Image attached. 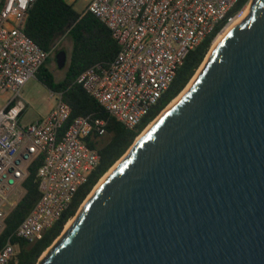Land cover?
Masks as SVG:
<instances>
[{"label": "water", "instance_id": "95a60500", "mask_svg": "<svg viewBox=\"0 0 264 264\" xmlns=\"http://www.w3.org/2000/svg\"><path fill=\"white\" fill-rule=\"evenodd\" d=\"M250 4L37 264H264V0Z\"/></svg>", "mask_w": 264, "mask_h": 264}, {"label": "built area", "instance_id": "2783aa9c", "mask_svg": "<svg viewBox=\"0 0 264 264\" xmlns=\"http://www.w3.org/2000/svg\"><path fill=\"white\" fill-rule=\"evenodd\" d=\"M35 1L0 0V94L11 95L0 109V232L24 193L29 166L41 158L39 198L13 233L29 243L59 221L98 166L100 155L86 139L106 134L101 118L76 117L62 130L70 108L53 92L55 104L46 117L20 123L21 89L53 51H43L24 33ZM249 1L229 15L238 0H91L83 12L109 29L118 52L109 65L89 67L76 82L111 118L133 129L163 97L188 53L218 24L223 23L216 37L244 18ZM17 252L8 238L0 248V264L15 261Z\"/></svg>", "mask_w": 264, "mask_h": 264}, {"label": "trees", "instance_id": "16d2710c", "mask_svg": "<svg viewBox=\"0 0 264 264\" xmlns=\"http://www.w3.org/2000/svg\"><path fill=\"white\" fill-rule=\"evenodd\" d=\"M248 0H238L229 15L240 9ZM218 24L202 41L191 50L178 68L175 78L163 97L141 122L133 129H126L111 118L106 111L76 82L77 76L89 67L99 64L109 65L118 52V45L111 33L93 14L77 13L66 0H36L29 8L24 33L43 51L54 49L56 42L64 36L71 41V51L64 76L55 80L45 63L37 70L35 77L53 93H60L61 100L70 108V117L65 122L66 129L76 117L101 118L106 121V134L102 137L90 136L87 146L96 149L100 155L98 166L89 174L87 181L77 190L67 210L43 237L29 243L13 236L15 229L36 204L39 193L36 172L41 158L28 168V176L22 184L24 193L7 214L4 228L0 232V248L9 238L17 247L15 261L8 264H37L41 255L62 233L65 224L73 218L99 179L127 152L135 139L160 112L185 88L203 62L214 38L222 28ZM48 59V58H47ZM65 67V66H64Z\"/></svg>", "mask_w": 264, "mask_h": 264}, {"label": "rangeland", "instance_id": "374dc122", "mask_svg": "<svg viewBox=\"0 0 264 264\" xmlns=\"http://www.w3.org/2000/svg\"><path fill=\"white\" fill-rule=\"evenodd\" d=\"M91 0H66V2L70 5H72L73 9L77 12V13H82L86 6L88 5V3ZM252 0L249 1V4L251 3ZM211 48V47H210ZM64 51L66 53L67 56V60H66V64L65 67L63 69H58L57 65H56V59L55 56L59 51ZM210 50V49H209ZM70 51H71V41L67 36L62 37L61 39H59L56 42V45L54 46V49L51 53V55L48 57L45 66L46 68L52 72L54 79L55 80H60L63 78L64 76V72L66 70V65L69 59V55H70ZM209 52V51H208ZM207 52V54H208ZM206 54V55H207ZM207 56H205L206 58ZM205 58L203 60V62L205 61ZM203 62L200 64V66L198 67V69L196 70L195 74L192 76V78L190 79V81L188 82V84L191 82V80L193 78H195V75H197V71L199 70V68L201 67V65L203 64ZM188 84L185 86L184 89L187 88ZM183 89V90H184ZM182 90V91H183ZM181 91V92H182ZM180 92V93H181ZM179 93V94H180ZM51 92L36 78V77H32L30 78L25 85L22 87L21 89V93H20V100L23 102L24 104V111L20 117V123L22 125H26L29 124V122H32L34 120H36L37 118H39L40 116H45L46 114H49L48 112H50V110L53 108L54 104H55V100L54 98L50 97ZM178 94V95H179ZM177 95V96H178ZM176 96V97H177ZM11 97V95L9 93H5V94H0V109L2 107L5 106L6 101ZM47 116V115H46ZM147 128V127H146ZM145 128V129H146ZM144 129V130H145ZM143 130V131H144ZM142 131V132H143ZM137 139V138H136ZM115 165V164H114ZM114 165L110 168L112 169L114 167ZM109 169V170H110ZM108 170V171H109ZM108 171L106 173H108ZM105 173V174H106ZM104 174V175H105ZM103 175V176H104ZM102 176V177H103ZM101 177V178H102ZM100 178V179H101ZM99 179V180H100ZM99 182V181H98ZM97 182V183H98ZM95 187V186H94ZM93 187V189H94ZM92 189V190H93ZM91 190V191H92ZM91 193V192H90ZM89 193V194H90ZM88 194V196H89ZM87 196V197H88ZM87 197L85 198V200L87 199ZM18 199L17 196L12 197V201H16ZM85 200L81 203V205L85 202ZM81 205L79 206L78 210L80 209ZM77 213V212H76ZM75 213V214H76ZM75 216V215H74ZM73 216V217H74ZM65 228V227H64ZM64 231V229H63ZM62 231V233H63ZM65 232V231H64ZM61 233V234H62ZM60 237V236H59ZM59 237L57 239H59ZM57 239L53 242V244L56 243ZM52 244V245H53ZM51 247V246H50ZM49 247V248H50ZM48 249L41 255L40 259H42L46 254H47Z\"/></svg>", "mask_w": 264, "mask_h": 264}, {"label": "bare ground", "instance_id": "6f19581e", "mask_svg": "<svg viewBox=\"0 0 264 264\" xmlns=\"http://www.w3.org/2000/svg\"><path fill=\"white\" fill-rule=\"evenodd\" d=\"M250 6H251V4H248L247 5V7H246V9H245V16L244 17H246L247 15H248V13H249V11H250ZM243 19V18H242ZM241 20H239V21H237L235 24H233V25H231V26H229V27H227L224 31H222L221 33H219V35L216 37V38H214V40H213V42H212V45H211V48H210V50H209V52H208V54L206 55L207 57L205 58V61L203 62V64L201 65V67L199 68V70L197 71V75L200 73V71H202V68L204 67V65L207 63V61H208V59H209V57H210V55H211V53L214 51V49H215V47L217 46V44L220 42V40L222 39V37L234 26V25H236V24H238L239 22H240ZM197 75H195V77L197 76ZM195 80V78H193L192 80H191V82L188 84V86H187V88L186 89H184L177 97H175L173 100H172V102H170L167 106H166V108L159 114L160 116L163 114V113H165V111L166 110H168L174 103H176L179 99H180V97L188 90V88L190 87V85L192 84V82ZM158 115V116H159ZM157 116V117H158ZM158 119V118H157ZM156 119V120H157ZM155 120V121H156ZM153 124V123H152ZM152 124H150V125H148L147 126V128L137 137V139H136V141H138L145 133H146V131L151 127V125ZM119 163V162H118ZM116 165L117 164H115L114 165V167L112 168V169H110L109 171H108V173H106L100 180H99V182L95 185V187H94V189L91 191V193L89 194V196L87 197V199L85 200V202L81 205V207H80V209H82V207L87 203V201L92 197V195L94 194V192H95V190L99 187V185L101 184V183H103L104 181H105V179L108 177V175L115 169V167H116ZM80 209H79V211H80ZM74 220H75V216L73 217V218H71L66 224H65V228H64V231L66 232L70 227H71V225L73 224V222H74ZM63 231V233H65Z\"/></svg>", "mask_w": 264, "mask_h": 264}, {"label": "crops", "instance_id": "0c3cea01", "mask_svg": "<svg viewBox=\"0 0 264 264\" xmlns=\"http://www.w3.org/2000/svg\"><path fill=\"white\" fill-rule=\"evenodd\" d=\"M49 113V112H48ZM46 115H48V114H46ZM46 115L45 116H40L39 118H37L36 120H34V121H32V122H35V121H38V120H41V119H43L44 117H46ZM32 122H29V123H32Z\"/></svg>", "mask_w": 264, "mask_h": 264}]
</instances>
